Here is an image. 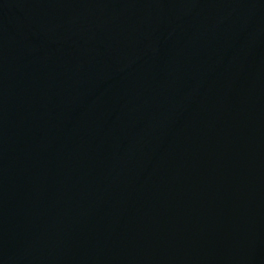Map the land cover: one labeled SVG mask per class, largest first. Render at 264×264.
Instances as JSON below:
<instances>
[{
  "label": "water",
  "instance_id": "water-1",
  "mask_svg": "<svg viewBox=\"0 0 264 264\" xmlns=\"http://www.w3.org/2000/svg\"><path fill=\"white\" fill-rule=\"evenodd\" d=\"M0 264H264V0H0Z\"/></svg>",
  "mask_w": 264,
  "mask_h": 264
}]
</instances>
